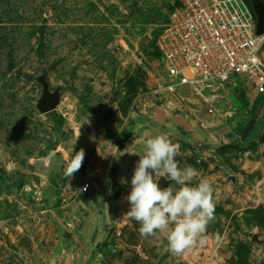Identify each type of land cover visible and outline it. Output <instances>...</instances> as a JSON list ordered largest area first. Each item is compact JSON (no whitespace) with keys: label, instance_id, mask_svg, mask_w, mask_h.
I'll use <instances>...</instances> for the list:
<instances>
[{"label":"rangeland","instance_id":"obj_1","mask_svg":"<svg viewBox=\"0 0 264 264\" xmlns=\"http://www.w3.org/2000/svg\"><path fill=\"white\" fill-rule=\"evenodd\" d=\"M178 5V0H0V264L66 263L50 255L57 240L71 246L68 264L85 261V254L77 256L78 246L64 241L73 234L72 204L83 209L87 202L80 188L88 174L112 218L87 264H264V95L255 97L242 78L236 80L238 93L231 83L218 89L219 117L232 122L246 116L229 137L201 125L200 105L189 107L197 101L188 89L180 90L183 102L178 96L174 102L156 97L165 76L157 38ZM41 74L52 90H61L60 105L46 113L37 108ZM251 102L250 113L237 107ZM58 116L64 119L62 132L56 129ZM151 126L179 146L174 159L180 168L196 170L191 185L207 179L213 188L214 220L206 242L179 257L170 254L163 234L141 236L137 223L122 219L130 208L126 197L136 163L128 174L120 153L134 149L133 139L127 146L119 139L124 131L136 136ZM226 143L232 146L219 151ZM81 149V168L66 177L67 162ZM114 162L119 196L112 189ZM163 179L162 188L171 183ZM254 233L259 241L252 240Z\"/></svg>","mask_w":264,"mask_h":264},{"label":"built area","instance_id":"obj_2","mask_svg":"<svg viewBox=\"0 0 264 264\" xmlns=\"http://www.w3.org/2000/svg\"><path fill=\"white\" fill-rule=\"evenodd\" d=\"M157 38L165 76L157 98L189 97L214 113L218 89L245 86L264 95V33H257V16L247 0H178ZM93 187L85 176L80 192Z\"/></svg>","mask_w":264,"mask_h":264},{"label":"clouds","instance_id":"obj_3","mask_svg":"<svg viewBox=\"0 0 264 264\" xmlns=\"http://www.w3.org/2000/svg\"><path fill=\"white\" fill-rule=\"evenodd\" d=\"M178 148L164 134L146 140L142 152L136 154L139 160L126 197L130 208L122 217L137 223L141 236L163 234L168 251L176 257L197 242L201 245L206 242L204 234L214 220L215 210L210 182L201 179L195 186L191 185L196 170L178 166L174 159ZM84 159L85 151L81 149L67 162L64 175L72 177ZM161 177L171 183L162 188Z\"/></svg>","mask_w":264,"mask_h":264},{"label":"crops","instance_id":"obj_4","mask_svg":"<svg viewBox=\"0 0 264 264\" xmlns=\"http://www.w3.org/2000/svg\"><path fill=\"white\" fill-rule=\"evenodd\" d=\"M235 91H236V93H238L239 87H236ZM254 94H255L254 95L255 97L260 96V95H257L256 93H254ZM171 99L173 102L176 101V99H174V97H171ZM178 101L183 102L182 100H178ZM252 104H253L252 102L250 104L239 103V104H237V107H246V108H248L249 113H250V110H252L251 109ZM188 105H189V107H191L193 109L196 106L198 107V105H200V104H198L197 102L196 103L192 102ZM183 107L186 108L185 105H183V106L181 105L180 108H183ZM169 109H171V107H169ZM198 109L202 115V118H201V121H202L201 125L202 126H206V127L207 126L208 127L213 126V127H215V130H216L215 132H217V134H220V135L225 134V136H228V137L231 135V133H234V129L241 124V122L244 118H246V116H244L242 114L241 119H238V118L234 119V120L232 119V122H231V121H229L228 118L222 119L221 117H219L217 115L216 112H214L213 114H210L208 112V110H205L204 106L200 105V107ZM202 110L204 112H202ZM213 115H215V116H213ZM60 118L61 117H59V116L57 117V119H60ZM57 126H58V124H57ZM57 126H56V128H57ZM134 126L136 127V124ZM134 126H133V128H134ZM132 131H134V129ZM159 134H162L160 132V130H158L152 126H151V128L142 127V129L139 130V134H137L136 136H135V134H130V136L127 140V143H125V145L127 146V144L130 142V140L133 139L132 144H133L134 149L132 151H130L127 154V156L125 153L126 152L125 148H123L121 150V153H120V156L122 155L121 156V160H122L121 164H122V166L125 167L128 174L133 169L134 163H136V161L139 158V156L136 154H139L143 150V145H141L142 143L139 140L142 138H145V137L150 138V137H153V136L159 135ZM131 152L133 153V156L131 159H128V156H131V154H132ZM118 170L119 169H117V173L114 177L117 181L119 180L118 176H117ZM107 190H109V189H107ZM81 198H83V200H85V201L87 199V202H86V204L83 203V205H84L83 209H81L80 205L76 202L72 204L74 211H75V217L69 219L71 222V226L69 225L71 227V228L69 227L70 228L69 232H73V234L71 235L70 240L64 239L65 240L64 242L67 245L71 242V243H73V245L75 247L78 246L79 251H76L77 256L80 258L81 254L82 255L85 254L83 259L84 258H86V259H85V261H82V264H87V261L89 260V258H91V254L92 253L94 254L96 251L95 247L98 245V243L101 242L102 238L100 236L101 235L100 232L104 231L109 226V223L106 222V219L108 217L112 218V215L110 214L108 208L105 207L107 205V203L104 201V196L99 194L97 191L90 189L88 192L82 193ZM75 218H77V219H75ZM76 220H79V223ZM98 221L101 222L100 228H98L97 224H96ZM94 238H95V240H94ZM61 240L63 242V238ZM83 242L85 244L87 242L90 244L80 246L79 244L80 243L83 244ZM94 243H95V245H94ZM61 245H62V243L57 240L53 246L54 247L53 250H51V252H50V255H52L53 257L61 258L60 259L61 263L66 262L63 264H68L70 261V258H72V257H70L69 254L73 253L71 250V246H65L64 247ZM89 245H90V248L87 247ZM59 246L61 247V249ZM63 247L66 248L67 250L64 249ZM63 249L65 250V253L62 254L61 252L64 251ZM83 259H81V260H83ZM71 264H76V263H74V261H72ZM78 264H80V262Z\"/></svg>","mask_w":264,"mask_h":264},{"label":"water","instance_id":"obj_5","mask_svg":"<svg viewBox=\"0 0 264 264\" xmlns=\"http://www.w3.org/2000/svg\"><path fill=\"white\" fill-rule=\"evenodd\" d=\"M253 10L257 16V33H264V0H250ZM38 82L42 85V94L37 101V108L42 113H46L55 110L61 103V90L59 87L51 89L50 83L44 74L37 77ZM255 125V120L251 121L245 128L242 137L245 139L249 131ZM160 185H164V179L161 178L159 181ZM253 241H259V235L254 233L252 236Z\"/></svg>","mask_w":264,"mask_h":264},{"label":"trees","instance_id":"obj_6","mask_svg":"<svg viewBox=\"0 0 264 264\" xmlns=\"http://www.w3.org/2000/svg\"><path fill=\"white\" fill-rule=\"evenodd\" d=\"M249 2V4L251 5L252 7V4H251V1L250 0H247ZM253 8V7H252ZM54 121L57 122L58 126H57V131L58 132H62L63 129L65 128V125L63 124L64 123V119L63 118H60V119H57V117L54 118ZM66 129V128H65ZM67 136V135H66ZM130 134L127 133L126 131H124L119 139V142L122 144V143H127V140L129 138ZM232 146V144L230 143H226V144H223L220 148H218L219 151H224V150H227L228 148H230ZM121 149H122V145H121ZM117 169H118V163L117 162H114L111 169H110V173L113 177H115L116 173H117ZM119 186V188H117ZM112 189L113 191L115 192V195L116 196H119L121 194V188H120V184L119 182L114 179L113 181V186H112Z\"/></svg>","mask_w":264,"mask_h":264}]
</instances>
